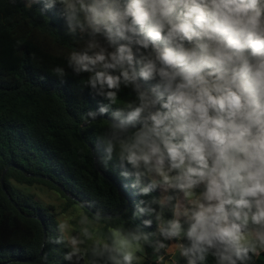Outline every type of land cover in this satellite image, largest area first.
Instances as JSON below:
<instances>
[{"label":"clouds","instance_id":"9594fccd","mask_svg":"<svg viewBox=\"0 0 264 264\" xmlns=\"http://www.w3.org/2000/svg\"><path fill=\"white\" fill-rule=\"evenodd\" d=\"M31 4L83 41L67 67L101 98L84 123L107 121L99 162L140 197L132 224L106 234L99 209L78 227L57 219L64 260L139 264L148 247L163 264L174 247L183 264H251L264 252V0Z\"/></svg>","mask_w":264,"mask_h":264},{"label":"trees","instance_id":"16d2710c","mask_svg":"<svg viewBox=\"0 0 264 264\" xmlns=\"http://www.w3.org/2000/svg\"><path fill=\"white\" fill-rule=\"evenodd\" d=\"M41 7L25 0H0V263L6 264H75V260L63 258L68 249L52 243L59 216L72 217L77 227L82 212L90 218L94 216L91 210L110 213L113 216L102 219L97 227L106 234L109 226L132 224L131 209L140 199L129 186L131 180L119 175L115 161L106 167L102 162L99 165L129 200L96 169L91 146L97 148L107 121L97 120L83 129L91 146L84 142L79 128L85 114L96 109L101 98H94L85 86L87 73L76 76L67 67L69 54L82 48L83 41L65 34L63 20L55 10L44 15ZM58 66L66 70L64 83L52 72ZM126 98L121 94V101ZM100 154L96 152L98 158ZM8 163L52 178L29 176L16 167L4 177L13 199L33 217L21 214L2 189L1 176ZM55 182L94 206L87 209ZM33 189L54 191L62 200L48 203ZM128 201V211L116 216ZM38 217L47 226L44 253L33 263L24 262L35 258L43 245ZM176 258V264H183L178 254ZM80 264H87V257ZM139 264H156L151 248H145ZM208 264H212L211 258ZM251 264H264V252L253 256Z\"/></svg>","mask_w":264,"mask_h":264},{"label":"water","instance_id":"95a60500","mask_svg":"<svg viewBox=\"0 0 264 264\" xmlns=\"http://www.w3.org/2000/svg\"><path fill=\"white\" fill-rule=\"evenodd\" d=\"M88 125V124H87ZM84 121L82 122L80 128H79V133L82 137V139L84 140L85 143H87V145L91 146V144L89 143V141L86 139L85 135H84V132H83V129L87 126ZM96 149L91 146V151L93 153V156H94V163H95V166H96V169L98 170V172L104 176L105 178L107 179H110L111 182L115 183L119 189V192L122 196H124L126 199L129 200V196L127 195V193H125L122 188L119 186L118 183L115 182V180L111 179L109 177V175H107L100 167L99 165V158L98 156L96 155ZM12 167H16L20 170H22L24 173H26L27 175L29 176H34V177H39V178H44V179H48V180H52V178H50L49 176H46L44 174H38V173H30L28 172L26 169L22 168L21 166H18L16 165L15 163H8L3 172H2V176H1V186H2V189L4 190V192L7 194L8 198L10 199V201L12 202V204L21 212V214H23L24 216H27V217H33V215H28L26 214L25 212L22 211L20 205L13 199V197L11 196V194L9 193L8 189L6 188L5 186V183H4V177L7 173V171L12 168ZM69 197L81 202L87 209H90L87 204L85 202H82L73 192H71L70 190L66 189L61 183L59 182H55ZM130 206V202L128 201L127 205L118 213L116 214V216H119L125 209H127L128 207ZM91 212L94 214L95 211L91 210ZM103 216L106 218V217H112L113 215L108 213V214H103ZM39 220L41 221L42 223V227H43V245H42V248H41V251L40 253L33 259H29V260H24V262H28V263H33L35 261H37L44 253V247H45V243H46V240L48 238V232H47V226L45 224V221L42 217H38ZM7 262L5 263H0V264H6Z\"/></svg>","mask_w":264,"mask_h":264},{"label":"rangeland","instance_id":"374dc122","mask_svg":"<svg viewBox=\"0 0 264 264\" xmlns=\"http://www.w3.org/2000/svg\"><path fill=\"white\" fill-rule=\"evenodd\" d=\"M25 1L29 3V0H25ZM33 191L38 193L41 196V198L48 203H58L59 204L60 201L62 200L61 197H59L60 195L58 193H55L54 191L48 192V191H41L39 189H33ZM59 220H61V221L68 220L70 224H72L73 226L76 227V225L73 223L72 217H70V216L61 215V216H59ZM76 224L78 227V221L76 222ZM97 227H99V224L97 225ZM69 234H73L71 229L69 230ZM260 253H262V252H260ZM176 254H178V251L174 247L169 248L166 251V255L164 256V261H163L164 264H176L178 261L175 257Z\"/></svg>","mask_w":264,"mask_h":264}]
</instances>
